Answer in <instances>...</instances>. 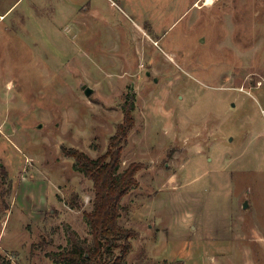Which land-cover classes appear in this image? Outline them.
<instances>
[{"label":"rangeland","instance_id":"374dc122","mask_svg":"<svg viewBox=\"0 0 264 264\" xmlns=\"http://www.w3.org/2000/svg\"><path fill=\"white\" fill-rule=\"evenodd\" d=\"M205 2L20 0L7 14L0 264H64L71 234L92 244L93 181L62 150L104 155L132 103L126 264H264V0Z\"/></svg>","mask_w":264,"mask_h":264},{"label":"trees","instance_id":"16d2710c","mask_svg":"<svg viewBox=\"0 0 264 264\" xmlns=\"http://www.w3.org/2000/svg\"><path fill=\"white\" fill-rule=\"evenodd\" d=\"M134 103L126 108L124 121L111 137L108 151L93 159L77 149L64 148L63 154L75 160L76 169L93 181L94 208L86 213L92 244L89 245L71 234L72 248L57 254L56 260L64 264H126L133 250L132 240L138 233L120 225V218L128 209L122 204L123 198L137 185L140 166L132 164L121 170L122 151L128 134L135 125L132 111ZM70 207L82 209L81 197L74 194Z\"/></svg>","mask_w":264,"mask_h":264},{"label":"crops","instance_id":"0c3cea01","mask_svg":"<svg viewBox=\"0 0 264 264\" xmlns=\"http://www.w3.org/2000/svg\"><path fill=\"white\" fill-rule=\"evenodd\" d=\"M19 1L20 0H0V25L7 19L9 16H7V14L10 13ZM6 4L7 6H5Z\"/></svg>","mask_w":264,"mask_h":264},{"label":"water","instance_id":"95a60500","mask_svg":"<svg viewBox=\"0 0 264 264\" xmlns=\"http://www.w3.org/2000/svg\"><path fill=\"white\" fill-rule=\"evenodd\" d=\"M82 89L84 90L85 95H86L87 97H90V96L93 94V92H94V90H93L92 88L87 87V86H85V85L82 86ZM247 206H248V204L245 203V204H244V208H247Z\"/></svg>","mask_w":264,"mask_h":264},{"label":"bare ground","instance_id":"6f19581e","mask_svg":"<svg viewBox=\"0 0 264 264\" xmlns=\"http://www.w3.org/2000/svg\"><path fill=\"white\" fill-rule=\"evenodd\" d=\"M214 4V0H206L205 5L206 6H212Z\"/></svg>","mask_w":264,"mask_h":264}]
</instances>
